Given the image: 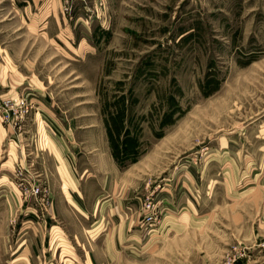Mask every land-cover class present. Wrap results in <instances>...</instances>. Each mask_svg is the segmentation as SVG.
<instances>
[{"label":"rangeland","instance_id":"rangeland-1","mask_svg":"<svg viewBox=\"0 0 264 264\" xmlns=\"http://www.w3.org/2000/svg\"><path fill=\"white\" fill-rule=\"evenodd\" d=\"M0 264H264V0H0Z\"/></svg>","mask_w":264,"mask_h":264},{"label":"built area","instance_id":"built-area-1","mask_svg":"<svg viewBox=\"0 0 264 264\" xmlns=\"http://www.w3.org/2000/svg\"><path fill=\"white\" fill-rule=\"evenodd\" d=\"M39 189L37 188L36 191H38Z\"/></svg>","mask_w":264,"mask_h":264},{"label":"trees","instance_id":"trees-1","mask_svg":"<svg viewBox=\"0 0 264 264\" xmlns=\"http://www.w3.org/2000/svg\"><path fill=\"white\" fill-rule=\"evenodd\" d=\"M125 140V139H124Z\"/></svg>","mask_w":264,"mask_h":264}]
</instances>
